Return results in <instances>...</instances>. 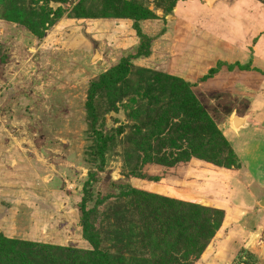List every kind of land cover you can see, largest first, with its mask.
<instances>
[{
	"label": "rangeland",
	"instance_id": "374dc122",
	"mask_svg": "<svg viewBox=\"0 0 264 264\" xmlns=\"http://www.w3.org/2000/svg\"><path fill=\"white\" fill-rule=\"evenodd\" d=\"M208 1L0 0V264H94L96 245L109 264H162L163 196L227 212L194 192V172L240 166L224 133L264 94V0H243L234 17ZM184 96L211 125L202 158L145 143L167 112L165 128L198 124L172 116ZM261 110L252 120L264 124ZM238 228L231 264H264V227Z\"/></svg>",
	"mask_w": 264,
	"mask_h": 264
},
{
	"label": "crops",
	"instance_id": "0c3cea01",
	"mask_svg": "<svg viewBox=\"0 0 264 264\" xmlns=\"http://www.w3.org/2000/svg\"><path fill=\"white\" fill-rule=\"evenodd\" d=\"M227 1L233 2L234 0H216L214 3H210L209 0V5L207 2L204 4L215 9L218 13L228 11L231 17L240 14L241 11L237 10V6L242 7L243 0H235L234 5L228 8L225 3ZM204 20L207 21V19ZM204 20L201 19L200 21L205 29H208L212 24L216 25L214 22L211 23V20L202 23ZM262 106H264V94H259L258 97H254L250 114H238L226 126L224 136L239 157L240 167L236 170L224 169L219 171L200 170L199 168L194 172L197 180L196 186L192 187L194 192L203 194L206 198L215 200V203L219 202L220 205L227 206L228 204L226 214L238 208L241 209L240 213L244 214L243 217L240 216L235 219L229 227L222 225L220 231L224 233V229H228V232L224 234V237L217 238L216 248L207 249L206 254L202 256L201 264L233 263L237 253L245 245V240L238 237L241 234L237 233L239 231L238 226L246 225L245 229L249 227L254 232L264 227V206L262 205L264 203V175H260V173H264V145L260 142L257 143L251 137L254 134L264 137V124L252 120L254 114L260 115ZM237 118L241 119L240 122ZM234 138L238 140L235 141ZM206 259L209 262L204 263Z\"/></svg>",
	"mask_w": 264,
	"mask_h": 264
},
{
	"label": "trees",
	"instance_id": "16d2710c",
	"mask_svg": "<svg viewBox=\"0 0 264 264\" xmlns=\"http://www.w3.org/2000/svg\"><path fill=\"white\" fill-rule=\"evenodd\" d=\"M177 89L178 85H173V92ZM181 100L182 99H179V102ZM192 102H195L192 97L185 98L184 96L183 101H181L182 106L180 111H173L172 116L179 117L180 120L182 115H186L191 117L192 122H194V118H197V125L194 123L187 125L186 120L176 124L171 121L170 126L165 128L162 125H165L170 119V117H168L170 113L167 112V114L160 116L155 120L156 122L154 124L157 123L155 128L156 133L154 137L148 139L145 143L150 144L153 138H156L157 142L160 141L162 145L178 147L188 150L190 154L196 155L199 158L204 157V151L210 147V144L206 142L207 140H204L205 129L211 127V125L210 123H207V125L201 123L204 114L200 112L203 110L196 102ZM187 108L190 112L189 115L186 113ZM190 114H193V116ZM186 132L188 134H185ZM185 140L188 143L187 145L184 144ZM227 143L230 145L228 141ZM229 153L233 162L236 163L237 161L241 166V161L231 145ZM141 174L142 173L138 176L141 177ZM150 195L157 197L156 194ZM163 199L168 205L163 204L158 206V212L160 213L159 218L164 221V224H166V233H169L170 235L172 234V238L167 240L161 238L158 239L157 244L152 245L154 247L156 246L155 248H157L158 253L155 249L153 254H158V259L162 264H196V262L201 259L203 251L216 237L217 231L222 227L226 215L225 210L213 209L211 212L214 211L215 213L210 216L207 211L205 212L208 208L203 205L186 202L169 196H163ZM170 204L171 206L173 205L172 207L177 206L179 209L184 205H187L192 210L186 214H181L183 211L179 210L168 215L170 211L168 210L167 212L166 209L170 207ZM152 212L156 211L152 210ZM158 212L152 214V217H155ZM87 257L91 263L94 261V264H101L102 259H104L103 264H109L107 255L98 250L97 245L94 251L89 252V254L87 253Z\"/></svg>",
	"mask_w": 264,
	"mask_h": 264
},
{
	"label": "water",
	"instance_id": "95a60500",
	"mask_svg": "<svg viewBox=\"0 0 264 264\" xmlns=\"http://www.w3.org/2000/svg\"><path fill=\"white\" fill-rule=\"evenodd\" d=\"M215 1H216V0H210V3H214ZM237 120H239V122H240L241 119H240V118H239V119L237 118ZM237 125H238V124H237ZM263 204H264V203H263Z\"/></svg>",
	"mask_w": 264,
	"mask_h": 264
}]
</instances>
